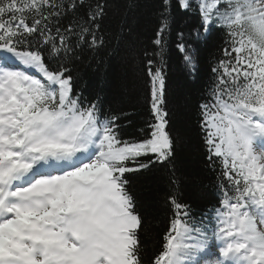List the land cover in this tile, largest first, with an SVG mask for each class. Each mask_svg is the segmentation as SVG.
<instances>
[{
    "label": "snow or ice",
    "instance_id": "1",
    "mask_svg": "<svg viewBox=\"0 0 264 264\" xmlns=\"http://www.w3.org/2000/svg\"><path fill=\"white\" fill-rule=\"evenodd\" d=\"M174 4L199 19L176 30L190 78L200 45L223 33L194 109L218 196L198 213L177 175L191 129L168 107ZM140 7L158 23L135 49ZM120 8L121 0H0V264H264V0H136L113 32ZM122 46L149 94L150 119L131 139V114L105 112L103 96L89 100L73 74L78 63L101 68ZM157 174L169 191L166 227L153 236L147 189Z\"/></svg>",
    "mask_w": 264,
    "mask_h": 264
},
{
    "label": "trees",
    "instance_id": "2",
    "mask_svg": "<svg viewBox=\"0 0 264 264\" xmlns=\"http://www.w3.org/2000/svg\"><path fill=\"white\" fill-rule=\"evenodd\" d=\"M128 2L135 3L136 0H121V8L116 10L112 24L113 32L117 30L116 25L124 14V5ZM173 13L177 25L168 39L166 54L168 107L183 114L187 122L186 126L191 129L188 133L190 140L178 154L177 175L181 181L179 186L181 198L191 203L198 213L211 207L218 196L215 188L216 175L206 167L204 153L199 149L194 109L210 82L211 67L217 59L222 58L223 33L214 29L208 35L206 42L200 45L199 67L196 78L192 79L184 68L181 54L176 48V30L183 29L187 32L198 27L199 19L195 14L180 12L175 4ZM135 21L136 34L133 37L135 42L133 47L139 49L150 41L158 21L148 7H140L136 10ZM104 59L106 64L99 69H96L95 65L86 67L84 63L76 65L73 74L77 76L79 85L77 90L82 91L89 100L94 99L97 94L102 95L105 112H129L132 116V124H127L125 121L123 135L125 139L135 138L138 129L150 119L148 88L144 78L139 75V61L130 53L128 46H122L118 55L105 56ZM147 191L151 193L155 206L153 216L149 218V231L153 236H157L166 227L164 197L169 191L166 176L157 174L150 182Z\"/></svg>",
    "mask_w": 264,
    "mask_h": 264
}]
</instances>
